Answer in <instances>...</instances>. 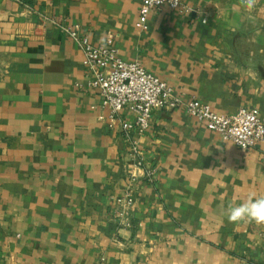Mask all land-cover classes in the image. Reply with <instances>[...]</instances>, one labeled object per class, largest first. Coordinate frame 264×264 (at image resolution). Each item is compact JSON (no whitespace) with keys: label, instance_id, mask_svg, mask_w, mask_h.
<instances>
[{"label":"crops","instance_id":"1","mask_svg":"<svg viewBox=\"0 0 264 264\" xmlns=\"http://www.w3.org/2000/svg\"><path fill=\"white\" fill-rule=\"evenodd\" d=\"M142 2L0 0V264H264V225L223 215L264 196V145L245 152L184 109L155 111L139 145L157 170L149 183L125 135L99 120L102 98L63 30L92 45L113 34L123 61L183 98L264 120V0L252 11L181 0L193 12L165 6L140 31ZM131 174L123 228L116 200Z\"/></svg>","mask_w":264,"mask_h":264},{"label":"built area","instance_id":"2","mask_svg":"<svg viewBox=\"0 0 264 264\" xmlns=\"http://www.w3.org/2000/svg\"><path fill=\"white\" fill-rule=\"evenodd\" d=\"M165 6L182 13L193 12L183 6L181 0H143L136 28L146 31L150 15ZM63 30L81 48L89 86L97 90L102 98V109L107 116H100L99 120L106 122L110 128H118L125 135L134 157L138 159L136 166L144 171L149 183L155 182L157 170L146 166L140 157L139 145L155 111L184 109L208 130L245 152L264 145V120L257 109H241L233 115L218 114L198 99H185L178 95L173 87L139 63L123 61L115 47L116 37L113 34H108L105 43L92 45L81 35L78 27H65ZM126 112L133 116V120L124 117ZM133 134L137 139L132 138ZM137 180L138 177L131 174L127 190L116 200L118 209L115 218L123 228L131 226L130 210L135 203L134 186Z\"/></svg>","mask_w":264,"mask_h":264},{"label":"clouds","instance_id":"3","mask_svg":"<svg viewBox=\"0 0 264 264\" xmlns=\"http://www.w3.org/2000/svg\"><path fill=\"white\" fill-rule=\"evenodd\" d=\"M239 4L246 11L256 8L258 0H239ZM223 215L232 224L248 223L264 225V196H256L254 193L240 203H229Z\"/></svg>","mask_w":264,"mask_h":264}]
</instances>
